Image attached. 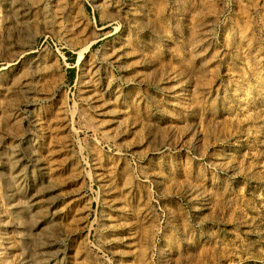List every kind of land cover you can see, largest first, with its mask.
<instances>
[{
	"label": "rangeland",
	"instance_id": "1",
	"mask_svg": "<svg viewBox=\"0 0 264 264\" xmlns=\"http://www.w3.org/2000/svg\"><path fill=\"white\" fill-rule=\"evenodd\" d=\"M0 264H264V0H0Z\"/></svg>",
	"mask_w": 264,
	"mask_h": 264
},
{
	"label": "bare ground",
	"instance_id": "2",
	"mask_svg": "<svg viewBox=\"0 0 264 264\" xmlns=\"http://www.w3.org/2000/svg\"><path fill=\"white\" fill-rule=\"evenodd\" d=\"M109 6V5H108ZM66 17V16H65ZM6 34V33H5ZM90 82V81H89ZM95 86V85H94ZM85 90V89H84ZM94 91V90H93ZM92 94V93H91ZM95 97V96H94ZM101 101V100H100ZM99 107V106H98ZM8 196V195H7ZM21 206V205H20ZM29 233V232H28Z\"/></svg>",
	"mask_w": 264,
	"mask_h": 264
}]
</instances>
